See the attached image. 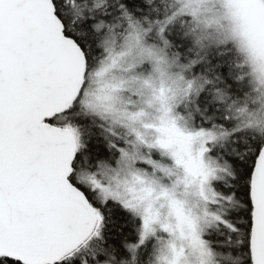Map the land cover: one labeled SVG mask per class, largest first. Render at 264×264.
<instances>
[{"label":"snow or ice","instance_id":"1","mask_svg":"<svg viewBox=\"0 0 264 264\" xmlns=\"http://www.w3.org/2000/svg\"><path fill=\"white\" fill-rule=\"evenodd\" d=\"M0 264H264V0H0Z\"/></svg>","mask_w":264,"mask_h":264}]
</instances>
